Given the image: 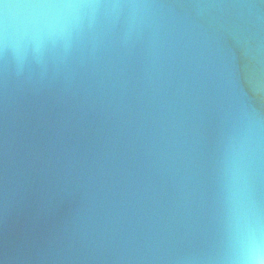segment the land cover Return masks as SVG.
Returning a JSON list of instances; mask_svg holds the SVG:
<instances>
[{
    "label": "water",
    "instance_id": "1",
    "mask_svg": "<svg viewBox=\"0 0 264 264\" xmlns=\"http://www.w3.org/2000/svg\"><path fill=\"white\" fill-rule=\"evenodd\" d=\"M257 229L264 0H0V264H240Z\"/></svg>",
    "mask_w": 264,
    "mask_h": 264
},
{
    "label": "clouds",
    "instance_id": "2",
    "mask_svg": "<svg viewBox=\"0 0 264 264\" xmlns=\"http://www.w3.org/2000/svg\"><path fill=\"white\" fill-rule=\"evenodd\" d=\"M32 12L20 21L22 26L31 27L37 32L55 27L64 12L75 8L71 2H42L29 6ZM240 264H264V234L259 229L250 233L245 241L244 256Z\"/></svg>",
    "mask_w": 264,
    "mask_h": 264
}]
</instances>
